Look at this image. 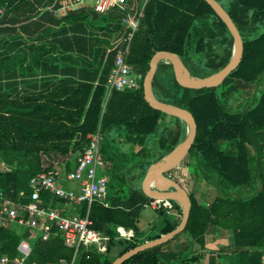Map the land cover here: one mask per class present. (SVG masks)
Here are the masks:
<instances>
[{
  "label": "trees",
  "instance_id": "1",
  "mask_svg": "<svg viewBox=\"0 0 264 264\" xmlns=\"http://www.w3.org/2000/svg\"><path fill=\"white\" fill-rule=\"evenodd\" d=\"M143 1L128 4L138 11ZM216 1L241 37L242 53L235 68L217 86L194 89L180 86L171 65L159 61L151 91L157 100L192 115L195 133L185 165L195 178L214 184L218 195L206 201L188 193L190 206L182 230L120 264H193L202 256L192 254L191 246L202 247L210 227L229 234V252L209 253L206 264H216L222 255L227 264H264V0ZM57 8L55 0H0V191L22 204L30 194L28 179L46 171L64 177L85 146L86 135L96 130L101 140L107 132L126 141L128 154H116L128 158V173L135 171L140 181L146 168L185 134L183 122L170 116L173 126L163 123L166 114L143 99L142 77L153 53H174L188 74L198 78L219 70L231 55L232 38L204 0H146L126 50L124 43H117L129 31L123 21L125 10L96 12L85 6L56 15ZM119 49L131 70L140 74L139 87L106 95V77ZM248 87L243 106L232 109L230 99ZM113 154L101 157L104 165H112ZM109 171L111 178L121 177L115 166ZM39 201L61 213L69 204L46 190L39 192ZM150 201L139 188L118 184L112 193L105 189L102 202L74 206L81 216L87 209L90 228L107 237L103 253L81 245L73 256L56 228L41 240L11 221L0 224V256L18 255L19 240L28 239L27 264H55L59 259L69 263L72 257V264H109L178 224L180 207L168 200L175 215L159 207L162 222L157 232L141 237L137 220ZM116 226L131 229L133 237L117 238ZM180 235L185 237L181 247L168 249Z\"/></svg>",
  "mask_w": 264,
  "mask_h": 264
},
{
  "label": "built area",
  "instance_id": "2",
  "mask_svg": "<svg viewBox=\"0 0 264 264\" xmlns=\"http://www.w3.org/2000/svg\"><path fill=\"white\" fill-rule=\"evenodd\" d=\"M129 0H93L91 4H87L85 0H55L58 8L54 11L56 15H62L66 11L76 8L91 6L96 12H104L108 8L117 7L125 10L123 19L125 26L129 28L126 35L117 41L124 43L126 50L130 37L137 24V18L141 15L144 0L138 11L132 5L128 4ZM49 7H47L48 9ZM117 50L114 63L106 77V95L112 90H120L123 88L137 89L139 87L140 74L131 70L130 66L123 59V52ZM87 142L80 154L75 158L72 169L64 174L65 181L76 182L75 187L63 188L58 184L53 172H40L28 179L30 194L25 204L18 203L4 197L0 191V224L6 222H16L28 228L41 238L46 240L48 236L55 231L61 237L65 246L73 249V256L79 246L95 248L96 252L103 253L105 251L107 237L100 232L90 228V219L87 216V209L84 215H78L74 206L81 203L88 205L93 201L102 202L105 197L106 177L98 174L97 170L104 166L103 160L99 152V143L101 134L98 130L86 135ZM46 190L47 192L65 199L73 206V211L69 214L61 213L53 207H45L39 201V192ZM22 197V193L19 192ZM149 204L152 208L163 207L170 208L168 200H160L150 198ZM117 238L130 240L133 237L131 229H125L122 226H116ZM16 250L18 255L9 259L6 255L0 256V264H27L26 257L29 254L30 247L28 239H20ZM73 259V257H72ZM59 259L55 264H72ZM28 264H35L34 262Z\"/></svg>",
  "mask_w": 264,
  "mask_h": 264
},
{
  "label": "water",
  "instance_id": "3",
  "mask_svg": "<svg viewBox=\"0 0 264 264\" xmlns=\"http://www.w3.org/2000/svg\"><path fill=\"white\" fill-rule=\"evenodd\" d=\"M204 1L223 22L232 38L231 55L228 62L216 72L211 73L206 77L198 78L192 77L188 74L186 68L181 64L179 58L174 53L168 51H157L151 56L148 62V69L144 73L141 82L143 99L151 108L159 110L166 115L174 116L185 125V134L183 139L169 153L161 157L159 160L151 163L146 168L140 181V189L146 197L160 200H173L177 202L180 207L179 222L172 230L164 234H160L157 238L143 241L142 243L124 251L120 255L113 258L109 264H120L130 256L144 249L166 242L175 234L180 232L185 225L190 206L187 193L177 182L169 178L166 172L174 167L186 155L193 141L195 123L192 115L188 111L157 100L151 91V80L157 63L161 61L162 58H166L168 60L166 63L171 65L175 81L180 86L186 88L199 89L203 87H215L232 69L235 68L242 53V41L239 32L226 11L216 0ZM182 70H184L187 74L186 77L182 75ZM151 180L153 181L152 187L148 184Z\"/></svg>",
  "mask_w": 264,
  "mask_h": 264
},
{
  "label": "rangeland",
  "instance_id": "4",
  "mask_svg": "<svg viewBox=\"0 0 264 264\" xmlns=\"http://www.w3.org/2000/svg\"><path fill=\"white\" fill-rule=\"evenodd\" d=\"M85 1H86L87 4H91L93 0H85ZM263 79H264V77H263ZM261 83H263L262 79H261L260 84ZM260 87H261V85L258 86V88H260ZM248 90H249V87L248 88H244L242 93H240L239 95H236L235 97L231 98L230 101H229V106L232 109H237L240 106L239 107V109H240L243 106V102L248 99ZM167 120H169V121L172 120L170 115L162 116V122H167ZM162 122L160 121V123H159V127H158L159 129L163 126ZM167 124H171V123L169 122ZM100 146H101V148L99 149V152H100L101 157L103 156L104 158H106L107 156H109V154L111 152L115 153V154H113L114 157H113L112 165L115 166V168L117 170H119L120 174H121L120 178H117V176L111 178L112 174L110 173L109 168L112 165H104V168L102 167L101 169L97 170L98 174L104 175L106 177V179L108 180V181H106V186H105L106 191L112 193L113 189L118 184L121 186V188H124L126 186H130V185L137 186L139 176L135 172L134 173L135 179L133 181L130 179L133 173L132 172L128 173V171H127V165H128V160L127 159L128 158L127 159L126 158H122L118 154H116L117 151H123V152H126V154H128L129 149L127 147L126 141L123 140L121 137L110 136V134L105 132V133H103V137H102V140L100 142ZM135 149H137V147ZM188 171L190 172V169ZM189 176L193 177L192 174L189 175ZM57 180H58V184L61 187H63V188L73 187L76 184V182H74V181H65L64 178L62 177V175H59ZM194 180L196 182L194 183V186L192 188L195 191L194 193L197 196L196 197L197 199L209 201L210 199H212L213 196L218 195V191L216 189L217 187L216 186L214 187L213 186L214 184L212 185V184H209L207 182H202V180L198 179V178H194ZM182 182L185 183V184L183 183V185H185L187 187V191H189L188 187H189L191 181L188 180V178H187L186 180L183 179ZM200 192H201V194H200ZM198 193H199V195H198ZM191 194L193 195L192 192H191ZM145 206H148V205H145ZM148 212L153 213L147 207L146 208H142V212L141 213H146L147 214ZM146 217L147 216H145V219H146ZM31 234H36V233H35V231H31ZM220 235H222L225 238H228L226 236L225 232H221ZM263 263H264V259H263ZM216 264H227V258L225 256H223V255L220 256L216 260Z\"/></svg>",
  "mask_w": 264,
  "mask_h": 264
},
{
  "label": "crops",
  "instance_id": "5",
  "mask_svg": "<svg viewBox=\"0 0 264 264\" xmlns=\"http://www.w3.org/2000/svg\"><path fill=\"white\" fill-rule=\"evenodd\" d=\"M169 122H171V121L167 120V122H163V123L167 124ZM171 125L173 126V124H171ZM185 157L186 156H184L174 167L169 169L166 173L169 176V178H171L172 180L177 182L185 190V192L187 194L192 192L193 195L195 197H197L194 193L195 191L192 188L194 186V183L196 182L194 180L195 177L193 175L192 176L194 178L189 176L191 174L188 172L187 167L185 165V162H186ZM134 173H135V171L133 172V174L130 178L132 181L135 179ZM187 178H188V180L191 181V183L188 187L189 191H187V187L185 185H183L184 182H182L183 179L186 180ZM140 181H138L137 186L129 184L130 185L129 187L134 188V189H137V188L140 189ZM202 182H205V181L202 180ZM75 186H76V184L73 187H75ZM140 191H141V189H140ZM200 194H201V192H200ZM198 195H199V193H198ZM146 207L149 208L153 213H151V212H148L147 214L141 213L142 209L140 210L138 220H137V227L139 229V232H141L140 233L141 237H145L146 235H152V234L156 233L158 228H159V225L162 222L161 221L162 217L157 214V211L155 208H152L150 204H148V206H144L143 208H146ZM64 210H65V213L69 214L73 211V206L70 204H67L66 208ZM164 210H165L164 211L165 213L171 214V216L175 215L170 209H164ZM145 216H147L146 219H145ZM221 232L222 231H218V229H213L210 227V228H208L207 232L204 235V242H203L202 247H200L196 243L192 244V246H191L192 254H200V256H202V258H200L197 262H194L193 264H206L207 257L209 255V253H211V254L217 253L218 250H222L225 253L229 252L227 250L229 239L220 235ZM226 236L228 237L229 234L226 233ZM144 241H147V240H144ZM184 242H185V237L183 235H180L174 242L169 244L168 249L177 250L178 248L181 247V244H183ZM183 252L184 251H182L181 254H183ZM184 253H186V251Z\"/></svg>",
  "mask_w": 264,
  "mask_h": 264
},
{
  "label": "bare ground",
  "instance_id": "6",
  "mask_svg": "<svg viewBox=\"0 0 264 264\" xmlns=\"http://www.w3.org/2000/svg\"><path fill=\"white\" fill-rule=\"evenodd\" d=\"M161 61L164 62V63H166L168 60L166 58H162ZM182 75L184 77H186V75H187L184 70H182ZM152 183H153L152 180L148 182V184H149L150 187H152Z\"/></svg>",
  "mask_w": 264,
  "mask_h": 264
}]
</instances>
